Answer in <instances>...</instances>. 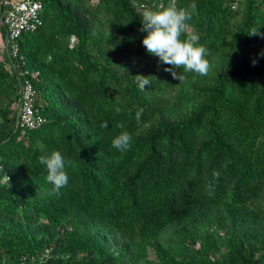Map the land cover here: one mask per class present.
I'll list each match as a JSON object with an SVG mask.
<instances>
[{"label": "trees", "instance_id": "trees-1", "mask_svg": "<svg viewBox=\"0 0 264 264\" xmlns=\"http://www.w3.org/2000/svg\"><path fill=\"white\" fill-rule=\"evenodd\" d=\"M18 1L0 0V264H264V0H37L14 54ZM193 2L180 38L207 49L202 82L173 77L139 30L146 9ZM53 150L58 191L40 162Z\"/></svg>", "mask_w": 264, "mask_h": 264}, {"label": "clouds", "instance_id": "clouds-1", "mask_svg": "<svg viewBox=\"0 0 264 264\" xmlns=\"http://www.w3.org/2000/svg\"><path fill=\"white\" fill-rule=\"evenodd\" d=\"M197 5L191 3L189 7H177L171 4L159 9H146L143 11L140 23V31L145 35L142 37V45L149 55L158 58L159 63L171 65L167 68L173 77L180 80V72L173 71V68L180 69L183 66L185 72H193L199 75H207L209 71V60L207 49L197 43L198 36L193 34L187 39H181L187 22L196 13ZM260 24L252 29L251 35H264L260 32ZM143 77V76H141ZM139 87L145 89L149 83L147 80L137 81ZM119 111V109H117ZM108 127L107 122L103 124ZM133 136L129 131H121L111 140L113 148L125 152L131 146ZM40 162L47 171L46 180L53 186L54 190H60L69 182V176L65 171V158L59 150H53L49 154L42 155Z\"/></svg>", "mask_w": 264, "mask_h": 264}, {"label": "built area", "instance_id": "built-area-1", "mask_svg": "<svg viewBox=\"0 0 264 264\" xmlns=\"http://www.w3.org/2000/svg\"><path fill=\"white\" fill-rule=\"evenodd\" d=\"M42 4L37 0L12 2L4 13L3 24L7 29L8 41L11 42L12 51L17 52L16 40L25 31L35 30L40 25L39 13ZM18 119L22 125L33 127L42 119L35 115L34 90L25 83L21 89V107Z\"/></svg>", "mask_w": 264, "mask_h": 264}, {"label": "rangeland", "instance_id": "rangeland-1", "mask_svg": "<svg viewBox=\"0 0 264 264\" xmlns=\"http://www.w3.org/2000/svg\"><path fill=\"white\" fill-rule=\"evenodd\" d=\"M213 66H214V64H212V63H210V67H209V71H208V73L210 72V70H215V69H212L213 68ZM206 75H199V74H194V80H200V82H202L201 80H203V78L205 77Z\"/></svg>", "mask_w": 264, "mask_h": 264}]
</instances>
